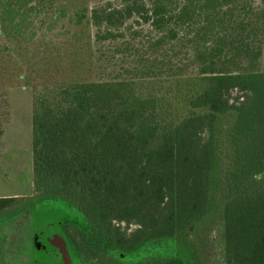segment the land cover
Listing matches in <instances>:
<instances>
[{
	"label": "trees",
	"instance_id": "trees-1",
	"mask_svg": "<svg viewBox=\"0 0 264 264\" xmlns=\"http://www.w3.org/2000/svg\"><path fill=\"white\" fill-rule=\"evenodd\" d=\"M129 20L154 33L146 53L123 45L140 35L122 30ZM87 23L96 28L94 52L86 58L80 45L68 79L33 96L34 190L61 196L83 220L58 222L74 264H112V253L139 258L173 244L180 216L191 221L208 202L223 114L232 120L225 264H264V0H106ZM106 41L116 43L109 57L98 46ZM95 53L111 70L119 64L113 76L73 79L93 69ZM199 77L201 89L179 87ZM17 199L0 198V212ZM175 249L149 264H187Z\"/></svg>",
	"mask_w": 264,
	"mask_h": 264
},
{
	"label": "rangeland",
	"instance_id": "rangeland-1",
	"mask_svg": "<svg viewBox=\"0 0 264 264\" xmlns=\"http://www.w3.org/2000/svg\"><path fill=\"white\" fill-rule=\"evenodd\" d=\"M105 1L0 0V198H20L12 203L10 209L0 212L2 264H49L43 261L45 252L40 248L51 234L66 242L67 255L71 256L74 264L72 245L58 222L71 217L75 224L82 225L83 220L76 217L74 205L61 196L38 194L34 190L33 96L35 92L44 90V85L68 79L72 72V52L77 51L80 45L88 47V52L84 48L81 51L84 50L86 58L94 52L97 46V43L94 44L96 28L87 20L91 9ZM111 2L119 6L121 0ZM79 15L86 16L83 22H78ZM121 27L126 35L132 30L140 34L134 39L125 40L123 45L128 47V51L131 50L130 46L142 53L148 51L146 40L153 37L154 33H151L147 23L136 24L129 20ZM128 27L132 30H128ZM109 42L98 45L102 46L107 57L106 52L115 49L116 44ZM68 53L70 56L67 57ZM257 66L264 71V42L263 54ZM110 67L113 66L107 58L98 59L95 53L93 69H82L80 75L72 73L70 76H74L73 79H82L83 75L87 79H105L112 77L115 72V68L111 70ZM204 83L199 77L191 83L183 80L179 87L189 90L193 85L192 91H196ZM178 99L175 104L183 112L184 101ZM231 122L228 114H223L216 126L218 140L214 181L210 186L208 202L195 211L191 221L184 214L180 216L179 231L175 240L171 241L173 244L139 258L118 257L112 253L110 263L149 264L154 261L152 257H164L176 248L187 264H225V167L228 163L225 126ZM31 196L34 200L30 199ZM183 203L184 197H181L180 206ZM181 209L179 207L180 214ZM81 260V264H92Z\"/></svg>",
	"mask_w": 264,
	"mask_h": 264
},
{
	"label": "flooded vegetation",
	"instance_id": "flooded-vegetation-1",
	"mask_svg": "<svg viewBox=\"0 0 264 264\" xmlns=\"http://www.w3.org/2000/svg\"><path fill=\"white\" fill-rule=\"evenodd\" d=\"M44 237V236H42ZM41 237V238H42ZM45 238V237H44ZM46 242L41 245L40 250H44L45 259L44 262L49 264H72L73 260L66 255H63L60 250V237L56 236L55 234L49 235L45 238ZM71 255V254H70ZM68 258H66V257Z\"/></svg>",
	"mask_w": 264,
	"mask_h": 264
},
{
	"label": "water",
	"instance_id": "water-1",
	"mask_svg": "<svg viewBox=\"0 0 264 264\" xmlns=\"http://www.w3.org/2000/svg\"><path fill=\"white\" fill-rule=\"evenodd\" d=\"M59 243H60L61 253H62L63 255L68 256V255H67L68 252H67V250H66V242H65L64 240H60ZM66 256H65V257H66ZM66 258H68V257H66Z\"/></svg>",
	"mask_w": 264,
	"mask_h": 264
}]
</instances>
